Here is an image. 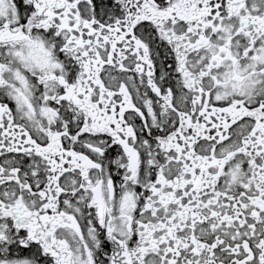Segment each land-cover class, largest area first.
<instances>
[{
	"label": "snow or ice",
	"instance_id": "snow-or-ice-1",
	"mask_svg": "<svg viewBox=\"0 0 264 264\" xmlns=\"http://www.w3.org/2000/svg\"><path fill=\"white\" fill-rule=\"evenodd\" d=\"M0 264H264V0H0Z\"/></svg>",
	"mask_w": 264,
	"mask_h": 264
}]
</instances>
